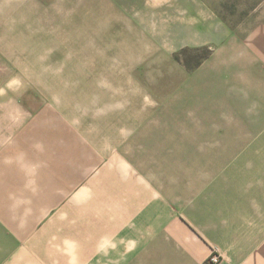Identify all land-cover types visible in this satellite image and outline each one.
Segmentation results:
<instances>
[{
    "label": "crops",
    "instance_id": "obj_1",
    "mask_svg": "<svg viewBox=\"0 0 264 264\" xmlns=\"http://www.w3.org/2000/svg\"><path fill=\"white\" fill-rule=\"evenodd\" d=\"M227 102L111 129L87 157L0 101V264H264V101Z\"/></svg>",
    "mask_w": 264,
    "mask_h": 264
},
{
    "label": "rangeland",
    "instance_id": "obj_2",
    "mask_svg": "<svg viewBox=\"0 0 264 264\" xmlns=\"http://www.w3.org/2000/svg\"><path fill=\"white\" fill-rule=\"evenodd\" d=\"M263 90L264 0H0V101L53 118L87 157L111 129Z\"/></svg>",
    "mask_w": 264,
    "mask_h": 264
},
{
    "label": "built area",
    "instance_id": "obj_3",
    "mask_svg": "<svg viewBox=\"0 0 264 264\" xmlns=\"http://www.w3.org/2000/svg\"><path fill=\"white\" fill-rule=\"evenodd\" d=\"M221 261V256L217 251H213L207 259V264H218Z\"/></svg>",
    "mask_w": 264,
    "mask_h": 264
}]
</instances>
